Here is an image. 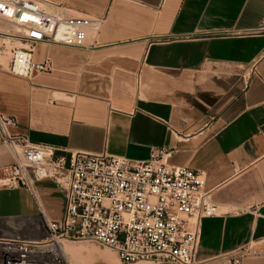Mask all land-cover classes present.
<instances>
[{
	"label": "crops",
	"instance_id": "obj_1",
	"mask_svg": "<svg viewBox=\"0 0 264 264\" xmlns=\"http://www.w3.org/2000/svg\"><path fill=\"white\" fill-rule=\"evenodd\" d=\"M45 1L106 21L84 47L38 43L34 61L52 68L30 80L7 71L10 59L0 63V112L15 118L9 132L66 155L136 162L156 147L172 150L169 164L202 171L219 206L202 220L199 264H234L245 250L240 264H264V0ZM11 162L0 137V167ZM36 195L0 189L1 239L43 238L44 216L62 217L53 182L37 183ZM71 242L68 264L117 257Z\"/></svg>",
	"mask_w": 264,
	"mask_h": 264
},
{
	"label": "built area",
	"instance_id": "obj_2",
	"mask_svg": "<svg viewBox=\"0 0 264 264\" xmlns=\"http://www.w3.org/2000/svg\"><path fill=\"white\" fill-rule=\"evenodd\" d=\"M63 7V6H60ZM0 20L14 32L0 30V47H10L7 71L32 79L49 71L51 61L35 62L38 43L84 47L90 31L99 32L105 15L85 11H53L45 0H0ZM15 118L0 112V137L12 162L0 167V189L53 182L64 196L58 220L44 216L43 238H0V264H68L61 250L68 241H89L113 250L119 264L156 261L165 264H199L197 252L202 220L218 214L213 191L202 171L173 166V151L152 150L149 159L133 161L107 152L70 151L14 135ZM250 251L239 253L234 264Z\"/></svg>",
	"mask_w": 264,
	"mask_h": 264
},
{
	"label": "rangeland",
	"instance_id": "obj_3",
	"mask_svg": "<svg viewBox=\"0 0 264 264\" xmlns=\"http://www.w3.org/2000/svg\"><path fill=\"white\" fill-rule=\"evenodd\" d=\"M0 30L1 31H9V32L15 31V29L9 23L4 22L2 20H0ZM6 43H7V49L5 51L0 52V63L5 64V67H7L6 63H8L9 59H10V51H9L10 47L13 45L19 44L18 42L15 41V39H11L9 41V43L6 40ZM0 45H1V41H0ZM47 194L52 201H55L56 197H55V194L53 191H49V192H47ZM71 243L87 245L89 248L85 249L86 251L88 250V251L102 252L103 250L108 249L106 247L100 246L96 243L89 242V241H75V242H71ZM111 251L114 252L113 250H111ZM112 263H114V264L119 263V260L117 259V257H116L115 261H113Z\"/></svg>",
	"mask_w": 264,
	"mask_h": 264
},
{
	"label": "bare ground",
	"instance_id": "obj_4",
	"mask_svg": "<svg viewBox=\"0 0 264 264\" xmlns=\"http://www.w3.org/2000/svg\"><path fill=\"white\" fill-rule=\"evenodd\" d=\"M65 243H67V242H65ZM64 245H65V244H64ZM61 253H62L63 257L66 259V256H65V254H64V246H63V248H62V250H61Z\"/></svg>",
	"mask_w": 264,
	"mask_h": 264
}]
</instances>
